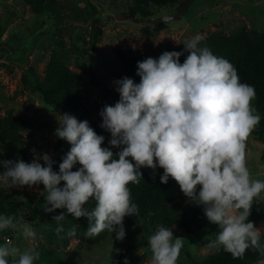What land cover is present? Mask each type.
I'll list each match as a JSON object with an SVG mask.
<instances>
[{"label": "clouds", "instance_id": "1", "mask_svg": "<svg viewBox=\"0 0 264 264\" xmlns=\"http://www.w3.org/2000/svg\"><path fill=\"white\" fill-rule=\"evenodd\" d=\"M205 39L196 34L182 42L183 51L138 61L139 83L127 76L114 81L120 98L100 111V127L111 134L108 147L87 120L65 112L56 117L54 134L71 147L59 171L53 170L56 162L49 153L33 150L31 162L0 160V184L9 190L42 184L43 211L66 209L52 218L57 235L70 214L87 219L86 237L106 230L123 241L124 218L139 214L129 184L140 183L141 168H151L154 178L160 167V182L173 178L188 202L202 206L207 220L218 226L207 244L210 250H223L233 259L251 250L257 264H264V228L249 220L253 204L264 203V179L253 178L246 158V141L261 119L252 105L255 89L240 81L229 60L200 46ZM184 52L188 55L181 63ZM90 200L95 201L91 210L85 207ZM172 229L158 226L148 237L150 264H177L184 237ZM5 230L26 240L37 238L15 214H0V232ZM114 251L121 250L112 244L108 254ZM40 257L34 245L21 251L11 240L0 244V264H35Z\"/></svg>", "mask_w": 264, "mask_h": 264}, {"label": "rangeland", "instance_id": "2", "mask_svg": "<svg viewBox=\"0 0 264 264\" xmlns=\"http://www.w3.org/2000/svg\"><path fill=\"white\" fill-rule=\"evenodd\" d=\"M186 3L188 6L178 18L164 21L165 16L176 14L182 7L166 6L143 19L129 14L125 0H52L45 13L33 11L23 0H0V117L9 109L16 115H29L33 127L25 135L33 143L35 154L49 153L53 158L58 138L54 134L57 118L63 112L46 103L33 86L45 77L52 50L59 40L66 42L71 67L84 76L89 87L91 115L102 120L101 109L114 105L120 98L114 81L125 76L136 83L140 81L137 71L125 67L116 48H123L128 55L158 58L164 51H183L182 42L196 34H232L243 27L264 31V0H187ZM99 26L103 33L93 47L91 40ZM187 55L184 52L180 57L181 63ZM246 158L253 178L264 179V140L253 131L246 141ZM12 189L39 197L43 185ZM178 201L189 208L196 206L185 195ZM22 217L36 232L35 241L26 240L14 231L2 236L3 243L11 240L21 251L31 245L40 252L42 247L63 250L69 264H125V259L128 264H150L152 254L148 244L128 249L149 235L144 225H124L123 241L116 240L115 233L106 230L99 234L105 236L97 241L99 235L85 236L86 228L82 224L63 225L64 231L57 235L56 221L51 216L31 220L27 213ZM249 220L264 228V203L253 204ZM218 230L217 225L208 223L186 233L177 264L187 263L191 255L204 259L213 252L207 244ZM112 244L121 251H114L111 256L108 249ZM126 249L129 251L125 252ZM46 263L43 257L35 262Z\"/></svg>", "mask_w": 264, "mask_h": 264}, {"label": "trees", "instance_id": "3", "mask_svg": "<svg viewBox=\"0 0 264 264\" xmlns=\"http://www.w3.org/2000/svg\"><path fill=\"white\" fill-rule=\"evenodd\" d=\"M30 8L37 13L48 11L52 0H23ZM128 2V12L133 17L150 18L160 9L166 6L177 5L183 7L187 0H125ZM1 30V27H0ZM1 32V31H0ZM103 33V28L98 27L94 31V38L91 45L96 47L97 41ZM206 39L200 46H207L213 54L229 60L238 70L240 81L254 87L255 98L252 105L261 117L259 126H256L253 133L264 140V31L257 28L243 27L239 31L228 34L217 32L205 35ZM117 56L130 71H137V62L147 58L145 56L128 55L123 48H116ZM70 50L64 40H59L53 48L50 60L46 68V75L34 86V90L39 92L43 100L53 106L59 107L63 113L75 115L79 120H87L97 134L105 137L102 146L108 147L111 134L100 127L102 120L94 118L89 109L87 94L89 87L85 78L70 64ZM33 127V120L27 114L16 115L13 109H9L5 115L0 117V160L22 159L31 162L34 158V145L25 135L26 131ZM71 145L67 141L57 138L55 156L52 158L56 163L53 170L59 171V163L70 150ZM118 151V149H113ZM80 167L75 165L73 171ZM4 171L0 166V172ZM163 169L157 167L155 177L151 168H141L143 178L138 185L129 184L132 201L138 205L139 214L126 216L124 225L141 224L144 225L149 235L142 240L136 241L129 250L138 249L148 244V237L154 233L158 226L173 228L174 235L184 236L186 233H193L210 223L204 215L202 206L187 207L178 201L184 196L178 183L171 177L168 182L161 183L160 176ZM64 182H61V186ZM95 206V201L90 200L85 207L91 210ZM45 201L43 196H33L24 191L7 189L0 184V214H15L21 217L28 213L31 220H37L42 215L53 218L61 212L66 213V209H56L48 213L43 211ZM194 208H198L194 210ZM29 210V212L27 211ZM62 225L82 224L87 229L88 221L81 217L75 219L70 214L60 222ZM56 226L57 222L55 223ZM12 230L0 232V244H3L2 236L11 233ZM104 234L96 238L100 241ZM97 243V242H96ZM39 248H37L38 250ZM41 257L47 260L46 264H69L68 257L63 250H54L48 247L41 248ZM126 249L125 252L129 250ZM189 255H191L189 253ZM257 253L248 250L243 258L233 259L231 254L223 250L213 251L204 259L195 256L184 264H257Z\"/></svg>", "mask_w": 264, "mask_h": 264}, {"label": "water", "instance_id": "4", "mask_svg": "<svg viewBox=\"0 0 264 264\" xmlns=\"http://www.w3.org/2000/svg\"><path fill=\"white\" fill-rule=\"evenodd\" d=\"M187 6H188V3H186L182 8H180L176 14L165 16L164 21L178 18L181 15V12L184 9V7H187Z\"/></svg>", "mask_w": 264, "mask_h": 264}]
</instances>
